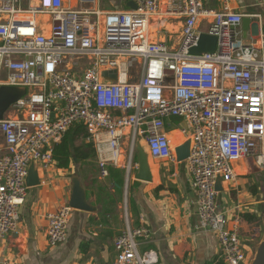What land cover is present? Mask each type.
<instances>
[{
    "label": "built area",
    "instance_id": "built-area-1",
    "mask_svg": "<svg viewBox=\"0 0 264 264\" xmlns=\"http://www.w3.org/2000/svg\"><path fill=\"white\" fill-rule=\"evenodd\" d=\"M221 1L215 10L205 0H135L134 9L100 17L96 10L66 7L65 0H0L6 16L0 19V87L26 89L0 119V247L18 230L31 162L49 168L54 146L72 127H86L106 178L110 165L133 172L139 137L152 157L176 161L167 125L181 118L188 124L182 132L190 139L185 161L198 228L217 235L227 264L246 263L240 221L229 225L216 185L231 181L234 163L247 158L264 171V31L247 42L246 14L232 0ZM258 4L264 11V0ZM156 17L183 23L176 47L149 37ZM202 32L217 37L216 49L190 53ZM105 71H116L117 80L105 78ZM72 211L64 204L48 214L50 246L67 240ZM124 213L127 226L116 239L113 264L157 263L154 250H141L149 230L131 226L127 207ZM0 264L16 263L2 258Z\"/></svg>",
    "mask_w": 264,
    "mask_h": 264
},
{
    "label": "crops",
    "instance_id": "crops-1",
    "mask_svg": "<svg viewBox=\"0 0 264 264\" xmlns=\"http://www.w3.org/2000/svg\"><path fill=\"white\" fill-rule=\"evenodd\" d=\"M231 2L237 11L251 18L250 30L247 37L243 38L247 42L255 41L264 31V11L258 0ZM65 5L72 9L96 10L103 17L109 12L134 9L136 2L92 0L81 3L80 0H65ZM205 6L220 10L222 1L205 0ZM255 14L260 16L254 17ZM0 19L5 20L6 16L0 14ZM41 20L49 22L45 15L41 16ZM47 23L42 24L46 32L50 29ZM182 25V22H171L167 17L153 18L149 37L176 47L182 34ZM206 25L205 19L200 22L201 28ZM167 127L175 149L190 140L182 132V128H188L183 119L171 118ZM137 144L146 153L152 179L140 181L135 178L139 166V151L136 150L134 170L130 175L126 173V186L116 181L107 182L105 180L108 177L99 178L97 173L87 177L82 170L75 172L74 167H81L84 162L73 160L69 167H60L54 156V163L47 169H44L41 161L31 162L40 181L28 188L25 201L20 207L18 230L11 233L0 247V259L10 258L16 264H113L117 258L116 239L127 226L124 213L127 207L130 225H143L149 230L141 250H154L158 256L155 264H227L217 235L198 228L197 195L191 183L187 162L156 159L149 153L144 139L140 138ZM94 147L97 157L91 161L99 160L95 143ZM234 170L235 177L231 181L220 180L217 204L219 210L226 213L229 225L236 219L240 221V236L247 255L245 264H250L264 237V171L254 158L235 162ZM75 176H79L87 200L95 210L73 208L67 240L50 246L47 216L60 206L69 204L72 179Z\"/></svg>",
    "mask_w": 264,
    "mask_h": 264
},
{
    "label": "water",
    "instance_id": "water-1",
    "mask_svg": "<svg viewBox=\"0 0 264 264\" xmlns=\"http://www.w3.org/2000/svg\"><path fill=\"white\" fill-rule=\"evenodd\" d=\"M137 5V4H136ZM135 5V8H136ZM251 18L244 17L242 29L243 36L247 37L248 31L251 27ZM217 47V37L210 35L206 32H202L199 36V41L197 46L190 49V53L192 54H201L203 52H212ZM105 78L110 80H117V72L111 73L109 71H105L103 73ZM26 92V89L19 88L16 86H8L3 85L0 87V119L4 117L5 112L8 108L21 98ZM139 151V166L138 171L135 173V178L140 181H151V173L148 165V158L146 153L141 148H138ZM177 159L179 161H184L188 158L190 154V140H188L185 144L176 147L175 149ZM33 163L29 166L28 176H27V185L33 186L39 183V177L37 171L34 168ZM221 185V181L217 182L216 188L219 189ZM69 205L74 209L85 210V211H93L95 210L94 206L90 205L87 200V194L84 187L81 184L79 176H75L72 179V194L70 198ZM250 264H264V237L259 243L255 257L251 260Z\"/></svg>",
    "mask_w": 264,
    "mask_h": 264
},
{
    "label": "trees",
    "instance_id": "trees-1",
    "mask_svg": "<svg viewBox=\"0 0 264 264\" xmlns=\"http://www.w3.org/2000/svg\"><path fill=\"white\" fill-rule=\"evenodd\" d=\"M90 134L83 124L72 127L61 142L54 147V156L60 167H69L71 162H89L97 157L94 142L89 139ZM110 177L119 185L124 184L123 170L110 167ZM137 181L136 183H138ZM132 201V200H131Z\"/></svg>",
    "mask_w": 264,
    "mask_h": 264
},
{
    "label": "rangeland",
    "instance_id": "rangeland-1",
    "mask_svg": "<svg viewBox=\"0 0 264 264\" xmlns=\"http://www.w3.org/2000/svg\"><path fill=\"white\" fill-rule=\"evenodd\" d=\"M90 140H92L93 141V139L90 137L89 138ZM140 139V137L138 138V140ZM94 142V141H93ZM138 148H139V144H136V146H135V151L136 150H138ZM130 152V148L127 146V147H125V152L127 153V152ZM134 154H135V152H134ZM75 168V172H79V170H82L83 171V173L87 176V177H92V176H94V174L95 175H97L99 178L101 177L100 176V174H99V168H98V160L96 159L95 161H89V162H85V163H83L82 165H81V167H80V165H78V166H75L74 167ZM116 168V167H115ZM119 169H121V170H123L124 172H123V180H124V185L126 186V183H127V181L125 180L126 179V170L124 169V168H121V167H119ZM97 173V174H96ZM110 177V176H109ZM108 177V178H109ZM102 178V177H101ZM108 178H106V180L105 181H110V182H113V179L110 177L109 178V180H108ZM97 180H99L98 178H96ZM133 178H131L130 179V181H128L129 182V184H131V180H132ZM109 182V183H110ZM130 203V202H129ZM129 205V204H128ZM131 205V204H130ZM123 206H124V200H123ZM130 207V206H129ZM131 213V212H130ZM142 249V248H141Z\"/></svg>",
    "mask_w": 264,
    "mask_h": 264
}]
</instances>
